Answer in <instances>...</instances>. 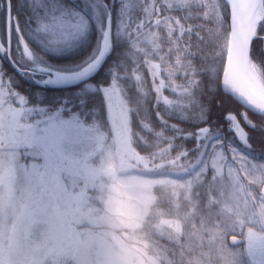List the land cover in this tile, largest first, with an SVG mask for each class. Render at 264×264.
Here are the masks:
<instances>
[{
	"label": "snow or ice",
	"instance_id": "6c2138e0",
	"mask_svg": "<svg viewBox=\"0 0 264 264\" xmlns=\"http://www.w3.org/2000/svg\"><path fill=\"white\" fill-rule=\"evenodd\" d=\"M92 25L96 40L83 58L48 60L86 41ZM262 31L264 0H0V264H44L31 255L30 226L44 211L58 144L132 103L133 81L137 109L155 111L173 138L250 146L240 117L249 128L258 125L225 100L231 93L264 115V61L252 51ZM11 69L65 94L45 101L41 91L21 90ZM21 147L41 162H22ZM247 241L249 264H264V236L250 231Z\"/></svg>",
	"mask_w": 264,
	"mask_h": 264
},
{
	"label": "rangeland",
	"instance_id": "374dc122",
	"mask_svg": "<svg viewBox=\"0 0 264 264\" xmlns=\"http://www.w3.org/2000/svg\"><path fill=\"white\" fill-rule=\"evenodd\" d=\"M110 119L113 137L109 140L87 127L59 142L42 201L44 211L35 214L30 226L31 255L44 264H172L164 248L161 251L136 235L151 216L160 235L181 245L178 260L184 264H249L247 237L250 231L264 236V201L254 199L245 183L247 179L259 184L264 180V161L232 155L234 164L227 155L213 151L194 172V179L184 183L146 177L136 173L148 163L129 145L126 106ZM31 151L21 147V161L41 162ZM207 171L212 184L207 186L210 192L204 204L209 207L197 224H185L187 215H196L184 211L185 202L151 211L154 190L172 185L187 194ZM90 189L93 200L88 198ZM219 219L224 220L223 228L235 227L231 229L234 233L244 222L257 224L261 231L247 226L242 245L231 246L223 239ZM36 241H41L39 248L34 247Z\"/></svg>",
	"mask_w": 264,
	"mask_h": 264
},
{
	"label": "trees",
	"instance_id": "16d2710c",
	"mask_svg": "<svg viewBox=\"0 0 264 264\" xmlns=\"http://www.w3.org/2000/svg\"><path fill=\"white\" fill-rule=\"evenodd\" d=\"M258 31L260 30L258 29ZM261 35H264V31L261 32ZM95 40L96 29L95 25H92L86 41L82 42L78 47L70 52H50L47 54V58L55 65L75 63L79 59L83 58V56H85L91 50V46L95 43ZM31 46L37 51L40 50V46L37 41H31ZM262 47H264V40L255 39L253 41V55L258 61H264V51H261ZM156 62L159 61L157 60ZM11 71L15 73L16 76L14 79H16L17 86L21 90L41 91L45 101H51L54 97L65 94L64 89H41L40 86L33 84L31 80H27L20 76V74L16 72L15 69H11ZM144 75L146 77L144 87L150 91V96L144 97V100L146 105L151 108L152 104L155 102V93L152 89L153 81L151 76L147 74L146 69L144 70ZM221 76L222 69L220 72V84ZM134 84L135 82L133 81L132 85H130V95L133 102L125 104L128 111L127 139L133 151L144 157L148 163L146 167L136 170V173L146 177L165 178L184 183L188 178L193 177L194 172L198 170L197 168L204 161L211 157L213 151H220L221 153L227 155L229 160L233 159L230 158L232 155L237 157L240 155L241 157H245L253 161H264V117L245 110L230 95H227L225 107H230L238 117H240V113L247 112L253 123L258 125V128H249L246 124H244L242 117H240L242 126H244L246 131L249 133L250 146H246L245 144L235 140H225L223 143H220L219 141H200L198 144L195 139L186 140L183 137L173 138L175 134L170 128L162 126L155 111H152L151 115L148 116L142 109H137L135 99L138 96V91L134 87ZM74 87H78V85L73 86V89L70 90H74ZM220 91L223 93L222 89H220ZM165 94L169 95L167 91ZM87 127H90L96 132L102 134L106 140H109L113 137V127L110 115L98 117L95 123H93V121L90 119L87 122ZM185 127L187 128L188 126ZM234 164H236V161ZM181 170H187L189 172L180 174L179 171ZM207 172L208 173L205 174L200 183L193 185L187 194H184L182 191L176 188V186L172 185H165L159 188V190H154L156 198L155 203L152 205L151 211L154 212V210L173 208L174 205H177L179 202H185L184 204H186V209L184 211H188L187 214H189V211L196 212V215L192 218L190 216L188 217L187 215L184 221L185 224H197L199 222V215H204V210L209 207V205L206 206L204 204V202L208 201L207 197L210 192V190L207 189V186L209 187V185L212 184V181L208 182L210 171ZM245 184L248 185L249 192L253 194L254 199H262L260 194L261 183L259 184L256 181L254 182L250 179H247ZM91 191V189L87 191L89 200H93ZM160 202L163 203L161 204ZM186 202H188V204ZM152 212L149 215H152ZM223 221L219 219V229L224 232L223 239L226 240L229 235L234 233V230L231 231V229H229L231 227L228 229L223 228ZM155 223L156 220L154 221V219L149 216L143 221V224L136 232V235L141 239L154 244L155 248H160L161 251L164 248L165 255L171 258V260H174L172 264H184V262L178 260L180 256H178L179 254L177 251L180 249L181 245H179L172 238L160 235L156 229H154ZM242 225V227L234 233L240 237L243 235L245 227L247 226H251L257 231H261V228H259L255 223L244 222ZM86 232L91 234V230Z\"/></svg>",
	"mask_w": 264,
	"mask_h": 264
},
{
	"label": "water",
	"instance_id": "95a60500",
	"mask_svg": "<svg viewBox=\"0 0 264 264\" xmlns=\"http://www.w3.org/2000/svg\"><path fill=\"white\" fill-rule=\"evenodd\" d=\"M228 19H229V23H230V9H228ZM221 89H222V91H223V88H222V76H221ZM228 95H230L240 106H242L245 110H247V111H249V112H252V113H254V114H257V115H260V116H263L264 117V115H262L261 113H259L258 112V110H256V109H250V108H247L240 100H239V98L238 97H235V96H233L231 93H229ZM261 193H262V195H263V197H264V182H263V184L261 185ZM228 241L230 242V243H240V242H242V239L241 238H239V237H237V236H230L229 237V239H228Z\"/></svg>",
	"mask_w": 264,
	"mask_h": 264
},
{
	"label": "flooded vegetation",
	"instance_id": "af4514ba",
	"mask_svg": "<svg viewBox=\"0 0 264 264\" xmlns=\"http://www.w3.org/2000/svg\"><path fill=\"white\" fill-rule=\"evenodd\" d=\"M261 200L264 201L263 198H262ZM234 228H235V227H231L230 229H234ZM231 235H236V234L233 233V234H231ZM229 236H230V235H229ZM229 236H228V237H229ZM236 236H238V235H236ZM228 237H227V243H228ZM241 237H242V236H241ZM241 239H242V242L238 243V245H235L236 243H235V244H230V243H229V244H230L231 246H241L242 243H243V241H244L243 238H241Z\"/></svg>",
	"mask_w": 264,
	"mask_h": 264
},
{
	"label": "clouds",
	"instance_id": "9594fccd",
	"mask_svg": "<svg viewBox=\"0 0 264 264\" xmlns=\"http://www.w3.org/2000/svg\"><path fill=\"white\" fill-rule=\"evenodd\" d=\"M42 237L46 239V237H44V234L43 233H42ZM40 246H41V241H36L34 243V247L39 248Z\"/></svg>",
	"mask_w": 264,
	"mask_h": 264
}]
</instances>
